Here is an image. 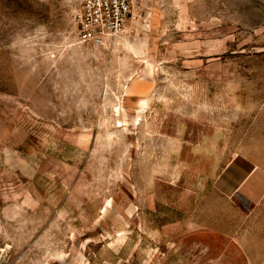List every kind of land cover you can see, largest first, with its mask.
<instances>
[{
  "label": "rangeland",
  "instance_id": "obj_1",
  "mask_svg": "<svg viewBox=\"0 0 264 264\" xmlns=\"http://www.w3.org/2000/svg\"><path fill=\"white\" fill-rule=\"evenodd\" d=\"M0 0V264H264V0Z\"/></svg>",
  "mask_w": 264,
  "mask_h": 264
},
{
  "label": "built area",
  "instance_id": "obj_2",
  "mask_svg": "<svg viewBox=\"0 0 264 264\" xmlns=\"http://www.w3.org/2000/svg\"><path fill=\"white\" fill-rule=\"evenodd\" d=\"M139 0H83L78 15L82 43L101 45L121 32Z\"/></svg>",
  "mask_w": 264,
  "mask_h": 264
}]
</instances>
